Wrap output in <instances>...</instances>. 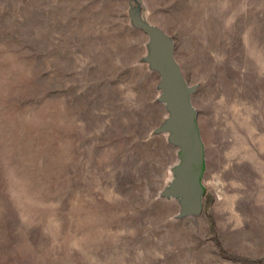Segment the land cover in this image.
I'll return each mask as SVG.
<instances>
[{"label": "rangeland", "instance_id": "374dc122", "mask_svg": "<svg viewBox=\"0 0 264 264\" xmlns=\"http://www.w3.org/2000/svg\"><path fill=\"white\" fill-rule=\"evenodd\" d=\"M205 143L200 212L127 0H0V264H264V0H144Z\"/></svg>", "mask_w": 264, "mask_h": 264}, {"label": "water", "instance_id": "95a60500", "mask_svg": "<svg viewBox=\"0 0 264 264\" xmlns=\"http://www.w3.org/2000/svg\"><path fill=\"white\" fill-rule=\"evenodd\" d=\"M127 21L130 26L146 33L144 51L137 61L157 74L154 99L165 113L150 129L163 132L175 147L176 159L170 164V177L158 194L178 203L175 217L200 212L205 190V143L197 118V106L192 100L196 81H188L174 52V39L160 23L148 18L144 0H127Z\"/></svg>", "mask_w": 264, "mask_h": 264}]
</instances>
